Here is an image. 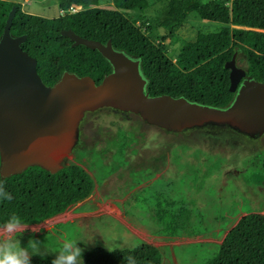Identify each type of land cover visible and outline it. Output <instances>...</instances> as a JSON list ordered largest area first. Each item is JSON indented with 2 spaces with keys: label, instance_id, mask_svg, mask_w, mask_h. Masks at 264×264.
Instances as JSON below:
<instances>
[{
  "label": "rangeland",
  "instance_id": "1",
  "mask_svg": "<svg viewBox=\"0 0 264 264\" xmlns=\"http://www.w3.org/2000/svg\"><path fill=\"white\" fill-rule=\"evenodd\" d=\"M8 1L45 17L80 9L59 10L56 0ZM149 2L145 17L160 7ZM218 25L189 14L174 33L192 40L197 31ZM178 49V42L169 44L165 54L173 60ZM234 54L236 65L245 68L241 53ZM86 115L64 163L76 161L90 174L93 193L61 215L24 225L22 246L38 240L51 261L70 239H94L77 242L83 253L93 246L151 243L161 264H203L241 215L264 212V132L245 134L227 126L168 131L109 107Z\"/></svg>",
  "mask_w": 264,
  "mask_h": 264
},
{
  "label": "trees",
  "instance_id": "2",
  "mask_svg": "<svg viewBox=\"0 0 264 264\" xmlns=\"http://www.w3.org/2000/svg\"><path fill=\"white\" fill-rule=\"evenodd\" d=\"M159 4L155 16L142 12L149 0H56L55 17L30 14L14 1L0 0V34L11 6L15 7L10 34L24 35L21 48L36 60V72L52 85L62 72L88 75L98 83L111 69L95 49L71 46L60 34L71 29L81 37L111 45L139 59L148 95L181 96L201 105L224 107L233 93L224 63L235 50L245 62L246 75L264 82V0H152ZM189 14L219 24L215 31H197L192 40L174 33ZM163 32L158 33L157 29ZM179 43L171 60L167 45ZM0 183L12 200H0V225L15 213L24 225L41 223L69 211L87 199L95 188L90 174L76 161L55 173L30 166ZM113 252L93 246L82 255L83 264H161L159 249L151 243L120 247ZM31 264H51L38 255ZM203 264H264V212L241 215L223 234L217 250Z\"/></svg>",
  "mask_w": 264,
  "mask_h": 264
},
{
  "label": "water",
  "instance_id": "3",
  "mask_svg": "<svg viewBox=\"0 0 264 264\" xmlns=\"http://www.w3.org/2000/svg\"><path fill=\"white\" fill-rule=\"evenodd\" d=\"M15 7L7 13L0 34V176L30 166L49 173L62 168L78 138L83 114L101 107L137 114L143 121L168 131L227 126L245 134L264 132V82L246 75L235 54L228 68L224 107L201 105L169 94L148 95L139 59L104 43L60 31L71 46L97 50L111 69L98 83L88 76L64 71L52 85L36 72V60L21 48L24 35L10 34Z\"/></svg>",
  "mask_w": 264,
  "mask_h": 264
},
{
  "label": "clouds",
  "instance_id": "4",
  "mask_svg": "<svg viewBox=\"0 0 264 264\" xmlns=\"http://www.w3.org/2000/svg\"><path fill=\"white\" fill-rule=\"evenodd\" d=\"M12 195L5 190L0 183V200H12ZM25 231L22 218L13 213L0 225V264H31V257L38 255L44 258L49 253L42 250L38 240L29 239L27 245L22 246L18 238ZM85 244L94 243V239L87 240L70 239L63 242L62 246L56 250L51 264H83L82 254L84 249L78 246L77 242ZM107 251L117 250L114 247H106ZM129 264L133 260L129 257Z\"/></svg>",
  "mask_w": 264,
  "mask_h": 264
},
{
  "label": "flooded vegetation",
  "instance_id": "5",
  "mask_svg": "<svg viewBox=\"0 0 264 264\" xmlns=\"http://www.w3.org/2000/svg\"><path fill=\"white\" fill-rule=\"evenodd\" d=\"M89 113H91V111L85 112V113L83 114L82 118L80 119L79 123H78V138H77V141H76L75 145H76L77 142L79 141L80 132L82 131L81 122H82L83 118H84L85 116H87L86 114H89ZM92 122H93V121H92ZM90 125H91V123H90ZM75 145H74V146H75ZM73 148H74V147H73Z\"/></svg>",
  "mask_w": 264,
  "mask_h": 264
}]
</instances>
